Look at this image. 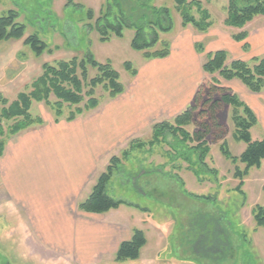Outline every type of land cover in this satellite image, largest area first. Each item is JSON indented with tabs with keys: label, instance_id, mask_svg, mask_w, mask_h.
Segmentation results:
<instances>
[{
	"label": "rangeland",
	"instance_id": "obj_1",
	"mask_svg": "<svg viewBox=\"0 0 264 264\" xmlns=\"http://www.w3.org/2000/svg\"><path fill=\"white\" fill-rule=\"evenodd\" d=\"M105 1L0 0V16L8 10H14L17 13L16 21L25 26L24 35H37L51 50L36 57L28 46L22 44V39L1 40L0 93L11 101L19 92L28 91L31 81L40 75L43 63L54 64L73 56L81 57L86 51L98 62L109 61L119 74V81L126 86L133 77L125 70V61L140 72L145 66L164 68L173 65L166 60H145L142 51L130 46L133 29L125 28L120 38L112 35L105 41L100 40L98 33L87 24L99 15ZM118 1L125 15L131 16L132 22L144 14L148 15L144 23L152 21L151 8H169L171 28L159 33L160 42L152 49L161 47V40L167 42L170 48L177 41L178 34L184 31L188 34L192 32V36L201 39L198 34L202 31L183 29L173 0ZM199 1L210 13L214 28L223 27L228 0ZM87 8L94 11L91 21L86 17ZM190 11L196 18L200 16L194 6ZM154 29L158 31V27ZM243 29L248 32L247 49L242 48L241 42L231 38V34L239 29L226 27L227 33L222 36L228 43L225 39L221 41L222 36L211 40L223 44L222 49L228 54L227 63L232 59H243L251 64L253 57H264V17L255 16ZM145 30L147 33L152 30L149 23H145ZM215 32L218 33L217 30ZM207 41L203 39L199 43L204 47ZM212 42L213 47L215 44ZM187 58L193 62L194 56L189 54ZM202 60H205V56ZM158 62L161 64L154 65ZM196 72L197 76L203 73L201 69ZM88 74L89 77L94 76L96 69L89 67ZM212 78L217 79V86L236 93L255 113L257 123L250 129L252 140L264 137V91L251 92L238 80L226 81L216 73L203 74L197 86V89L202 88L203 95L193 113V122L185 129L192 133L200 128L202 122L212 124L208 103H202L207 98L208 82ZM94 96L99 102L109 97L101 85L94 89ZM191 104H194L193 100ZM30 113L40 116L43 121L54 119L53 112L43 103L33 102ZM215 119L219 127H212L206 137L209 152L205 158L207 167L215 172L201 174L200 179L191 170L196 166L190 167L173 149L177 141L171 134L166 136L165 141L129 150L126 158L122 157V152L129 149V142L116 148L111 155L119 157L120 162L113 171L106 191L125 204H121L119 215L106 216L117 221L124 219L131 234L134 228L143 231L146 243L141 247L137 259L116 260L115 252L106 251L110 241L103 243L106 249L92 250L85 257L48 253L37 245L29 232H25L26 225L20 222L22 218L18 210L11 212L2 207L0 264H264V228L256 227L252 218L254 205L264 203V160L259 168H251L243 178V194L235 191L234 187L238 183L233 177L235 165L224 158L219 145L224 141L230 152L238 155L245 144L233 138L230 106L221 105L215 113ZM150 138L151 135H145L135 140L147 142ZM187 144L192 145L189 142ZM177 148L181 150L182 147ZM238 167L243 168V165L238 163Z\"/></svg>",
	"mask_w": 264,
	"mask_h": 264
},
{
	"label": "trees",
	"instance_id": "obj_2",
	"mask_svg": "<svg viewBox=\"0 0 264 264\" xmlns=\"http://www.w3.org/2000/svg\"><path fill=\"white\" fill-rule=\"evenodd\" d=\"M173 4L174 9L180 14L183 26L190 24L196 30L203 32L207 31L213 24L210 13L202 7L201 1L173 0ZM193 6L200 13L198 18L191 14L190 10ZM225 9L224 25L239 29V31L231 34V38L235 42H241L242 48L247 49L249 46L246 41L248 32L242 28L255 16L264 17V0H228ZM151 12L153 20L145 23H149L152 30L147 33L145 32L144 21L148 15H141L132 22L130 21L131 16L125 15L118 0H106L100 7L99 15L94 20L93 9H86L87 19L93 20L87 25L98 33L102 41L107 40L112 35L122 37L125 28L133 29L134 34L130 40V46L135 50L142 51L145 57L162 58L169 54L168 43L161 40V47L156 49L151 47L160 42L159 33L170 30V10L163 6L151 8ZM16 20L17 13L14 10H8L0 16V41L22 39V44L28 46L36 57L44 52H51L50 47L37 35H24L25 26ZM155 27H158V31L154 29ZM195 47L198 51L203 52L204 50L200 44H196ZM205 57L201 67L206 74L213 75L216 73L226 81L238 80L254 93L264 91V57H253L251 64L243 59H232L227 63L228 54L224 49L207 51ZM123 66L130 75L136 74L137 70L130 62L125 61ZM89 67L96 69V74L92 77H89L88 74ZM216 83V78H212L208 82L207 98L202 102L203 104L208 103L211 125L202 122L200 128L192 133L185 129V126L193 122V113L201 101L203 91L199 87L193 97L194 104L177 114L171 122L163 120L154 123L151 127V138L147 142L130 140L129 149L122 152V157L126 158L129 150H133L135 147L142 148L145 144L153 145L165 141L166 136L171 134L177 141L176 145L172 146L173 149L190 167L191 165L196 166V168H191L196 178L200 179L201 174H212L215 171L209 169L205 162L209 152L206 137L212 127H219L215 119L216 111L221 105H228L231 107V120L234 125L233 138L235 141L243 142L245 147L238 155H234L223 141L220 143L219 149L224 158L235 165L233 177L238 180V183L234 189L243 194V178L251 168H259L262 160H264V137L252 140L250 129L257 123L255 113L236 93L217 86ZM98 85L102 86L109 97L118 95L124 88L119 81V74L113 69L109 61L98 62L86 51L81 57L73 56L68 60H58L54 64L43 63L40 75L31 81L28 91L19 92L11 101L0 93V155L6 140L10 136L43 123L40 116H34L30 113L33 102L43 103L49 107L54 114L55 121L60 118L70 121L78 115L94 109L99 104L98 98L94 96V89ZM215 95L217 98H214ZM188 142L192 145L188 146ZM177 146L182 147L181 150H178ZM193 154L194 161H192ZM119 162V157H110L108 165L98 176L90 194L78 203L79 210L88 213H104L125 204L124 201L108 195L106 191L107 184ZM238 163L242 164L243 168L238 167ZM262 191L264 195V183ZM252 218L256 227L264 228V203L254 205ZM145 243L146 238L143 231L134 228L131 237L118 245L115 254L116 260L137 259L140 249Z\"/></svg>",
	"mask_w": 264,
	"mask_h": 264
},
{
	"label": "crops",
	"instance_id": "obj_3",
	"mask_svg": "<svg viewBox=\"0 0 264 264\" xmlns=\"http://www.w3.org/2000/svg\"><path fill=\"white\" fill-rule=\"evenodd\" d=\"M189 25H182L183 29L196 30ZM222 25L214 28L213 23L207 31H199L201 39L192 32L178 34L165 57L144 56L147 61L166 60L173 65L145 66L141 72L135 68L132 82L94 109L70 121L44 120L6 140L0 155V208L18 210L25 232L42 250L85 257L92 250L106 249L103 243L110 241L106 251L116 254L120 242L131 237L124 219L106 216L119 215L122 205L88 213L79 210L78 203L90 194L116 148L150 136L154 123L174 118L190 105L206 74L202 57L223 48L221 42L211 41L227 33L228 26ZM203 39L208 41L201 52L195 46ZM200 69L203 73L197 76Z\"/></svg>",
	"mask_w": 264,
	"mask_h": 264
}]
</instances>
